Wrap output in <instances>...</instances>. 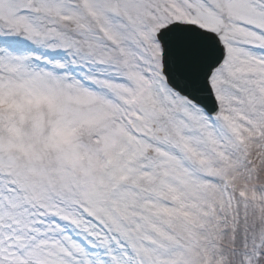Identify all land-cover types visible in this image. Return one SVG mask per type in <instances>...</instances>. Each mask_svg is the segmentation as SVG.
<instances>
[{"label": "snow or ice", "instance_id": "obj_1", "mask_svg": "<svg viewBox=\"0 0 264 264\" xmlns=\"http://www.w3.org/2000/svg\"><path fill=\"white\" fill-rule=\"evenodd\" d=\"M0 264H264V0H0Z\"/></svg>", "mask_w": 264, "mask_h": 264}]
</instances>
